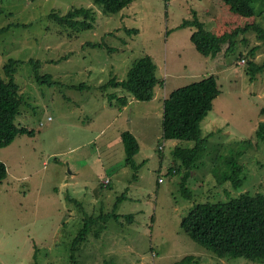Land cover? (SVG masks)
<instances>
[{
	"label": "rangeland",
	"instance_id": "obj_1",
	"mask_svg": "<svg viewBox=\"0 0 264 264\" xmlns=\"http://www.w3.org/2000/svg\"><path fill=\"white\" fill-rule=\"evenodd\" d=\"M81 8L93 12L91 29L64 27L52 16ZM254 8L264 27V2ZM0 9V29L6 28L0 35V75L11 59L23 61L15 74L23 98L17 124L32 132L0 148L8 168L0 182V264H175L187 256H195L192 264H263L216 256L218 261L181 226L195 204L264 193V142L256 136L264 121V70L254 79L248 72L249 61L264 64V38L254 30L241 33L234 53L226 55L225 45L213 59L192 42L196 28L181 26L195 14L208 30L218 17L232 18L235 27H244L247 18L229 8L226 13L222 0H134L117 14L104 13L93 0H0ZM146 54L164 82L156 86L155 99L128 106L110 100L114 94L132 99L122 88L102 85L124 80ZM30 61L40 62L37 74L50 75L54 84L38 83ZM212 75L221 94L201 124L208 141L190 169V200L181 186L189 169H170L183 165L176 146L196 143L164 138V101ZM125 131L140 146L137 169L126 162ZM248 140L239 159L244 183L236 190L219 180L224 155ZM101 213L125 218H112L101 229ZM90 217L95 224L74 259V241Z\"/></svg>",
	"mask_w": 264,
	"mask_h": 264
},
{
	"label": "trees",
	"instance_id": "obj_2",
	"mask_svg": "<svg viewBox=\"0 0 264 264\" xmlns=\"http://www.w3.org/2000/svg\"><path fill=\"white\" fill-rule=\"evenodd\" d=\"M93 1L106 14H117L134 2V0ZM256 2H264V0H222L223 8L225 7L226 10L229 8L230 12L249 20L244 27H235L230 21L232 18L229 20L226 16H222L217 18V25L208 30L196 14L193 20H185L181 26L196 28L191 35V40L205 57L217 58L225 45H228L226 55H229L236 50L241 33L246 35L245 33L248 34L254 30L260 38H264V27L256 21L258 16L254 8ZM92 13L91 10L81 8L70 10L65 16L57 14H52V16L64 27L78 26L83 29H91L93 27L91 25ZM226 13L229 14L228 10ZM5 29H0V35ZM126 31L128 33L139 32L138 29H127ZM245 41L246 39H244ZM257 49L258 46L254 47L250 54L254 56ZM239 56L242 57V54ZM22 63L23 61L11 59L4 67L5 76L0 75V148L10 146L20 135H32L28 128L17 124V119L21 115L23 98L20 95L19 86L15 82V74L18 65ZM32 63L35 65L38 83L54 84L50 75L40 76L37 74L40 62ZM248 64V72L252 79L264 70V64L257 65L253 60ZM158 84H160V79L157 77V65L152 56L146 54L133 63L124 80L118 81L114 78L102 86L112 85L115 88H122L137 101H151L155 97V88ZM75 88L79 87L74 85ZM220 94L217 77L212 75L174 90L164 101V138L196 143L193 148L177 145L174 151L175 156L182 161L183 165L177 169H170V173H179L182 168L189 169L182 179L181 186L184 189L183 194H186L187 199L190 200L193 198L187 188L188 180L193 177L190 169L193 166L197 167L195 163L200 160L204 145L208 141V138L202 136L201 124L212 111L214 101ZM109 98L110 100L116 98L117 102L121 101L125 105L129 102V98L118 97L115 94L114 97ZM260 114L264 117V107ZM256 136L264 142V121L259 124ZM122 140L127 153V164L131 168L137 169L135 156L140 150L138 140L129 131L122 133ZM249 143V140L239 142L238 148L232 150L231 155H224L227 165L219 176L221 183L230 181L236 190L243 186V166L240 165L239 159L245 154ZM7 177V165L0 161V182H3ZM121 197L124 198L125 195ZM121 217L124 216L116 213L113 216L101 213L99 218L104 223L101 229L106 228L108 220L115 218L118 221ZM132 218L133 215L128 216V220L131 221ZM95 221L94 217L85 221L74 241L73 258L81 242L86 241ZM181 226L195 242L212 252L211 254L215 255L218 261H222L218 258H246L255 263L264 264V193L246 192L225 202L195 204L184 217ZM193 261H195V256H187L175 264H192ZM74 263L79 264L77 261Z\"/></svg>",
	"mask_w": 264,
	"mask_h": 264
},
{
	"label": "crops",
	"instance_id": "obj_3",
	"mask_svg": "<svg viewBox=\"0 0 264 264\" xmlns=\"http://www.w3.org/2000/svg\"><path fill=\"white\" fill-rule=\"evenodd\" d=\"M166 80V79H165ZM164 82H162L161 84H163ZM160 84V85H161ZM157 88V87H156ZM156 88H155V90H156ZM156 97V96H155ZM155 97H154V99H155ZM132 99L128 102V104H127V106L130 104V103H132V102H134V101H137L136 99H134L133 97H131ZM166 99V98H165ZM127 106H125L122 110H125L126 108H127Z\"/></svg>",
	"mask_w": 264,
	"mask_h": 264
},
{
	"label": "clouds",
	"instance_id": "obj_4",
	"mask_svg": "<svg viewBox=\"0 0 264 264\" xmlns=\"http://www.w3.org/2000/svg\"><path fill=\"white\" fill-rule=\"evenodd\" d=\"M244 64V63H243ZM162 82H160V84H161ZM122 97V96H121ZM163 148H164V146H161V149L163 150Z\"/></svg>",
	"mask_w": 264,
	"mask_h": 264
},
{
	"label": "built area",
	"instance_id": "obj_5",
	"mask_svg": "<svg viewBox=\"0 0 264 264\" xmlns=\"http://www.w3.org/2000/svg\"><path fill=\"white\" fill-rule=\"evenodd\" d=\"M243 63H244V60H243ZM108 183V181H105V184H107Z\"/></svg>",
	"mask_w": 264,
	"mask_h": 264
}]
</instances>
